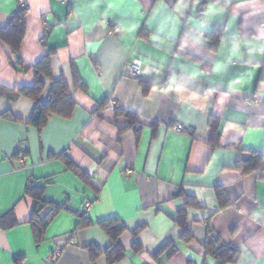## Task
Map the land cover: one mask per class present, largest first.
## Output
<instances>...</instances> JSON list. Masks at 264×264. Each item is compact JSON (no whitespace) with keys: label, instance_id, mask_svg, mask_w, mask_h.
I'll return each mask as SVG.
<instances>
[{"label":"crops","instance_id":"1","mask_svg":"<svg viewBox=\"0 0 264 264\" xmlns=\"http://www.w3.org/2000/svg\"><path fill=\"white\" fill-rule=\"evenodd\" d=\"M20 1L0 0V28ZM24 1V70L0 40V264H109L98 222L110 218L126 226L125 257L114 264H217L205 248L209 227L238 247L237 264H264V170L236 168L248 151L264 152V0ZM46 56L41 100L64 79L77 106L40 131L29 124L36 101L20 90ZM31 181L63 206L42 241L25 195ZM182 209L190 242L175 222ZM85 212L93 225L79 228ZM91 245L101 251L94 259Z\"/></svg>","mask_w":264,"mask_h":264},{"label":"trees","instance_id":"2","mask_svg":"<svg viewBox=\"0 0 264 264\" xmlns=\"http://www.w3.org/2000/svg\"><path fill=\"white\" fill-rule=\"evenodd\" d=\"M27 9H20L16 14L13 15L8 25L4 28H0V40L6 43L15 57V68L24 70L25 61L21 56V47L23 39L26 33V16ZM220 34L218 31L213 32L209 35L212 48H216ZM35 76L36 81L32 87L23 88L20 93L34 99L36 101L35 110L29 121V124L35 126L38 130H42L50 117L53 115H58L64 118H71L73 112L77 106V101L72 96L70 88L64 79H59L54 81L52 84V89L50 91L49 97L46 101L41 100V94L45 87V82L41 76L51 77V65L50 57L46 56L40 60L35 66ZM73 85L76 89H81L86 91L84 83L79 79V77L73 75ZM116 108V107H115ZM117 115H124L130 119L132 123L139 121V118L135 114L116 108ZM15 119V118H14ZM218 119H211V129L212 137L217 136L218 133ZM213 140V138H212ZM214 141V140H213ZM236 168L241 170L244 174H250L256 171L264 170V152L263 151H248V156L241 159L237 164ZM82 179L86 180L87 176L84 172H80ZM89 179V176H88ZM25 195L32 198L34 201L31 224L35 230V236L38 241L43 240L44 232L47 229L50 222L56 216V214L63 209V206L49 203L43 198V188L34 181L29 183ZM220 200L223 201V207L229 205L230 200L223 192L219 191ZM191 201V200H190ZM187 205H197L195 201ZM49 209L48 213L41 217L42 213ZM79 228H87L93 225V222L86 216L87 213L80 214ZM175 222L183 229L182 239L186 242L193 240L192 232L187 228V216L186 209H182ZM98 225L111 239V246L105 252L108 257L109 264H114L121 261L125 257V249L121 245L120 237L126 231L125 224L118 218H110L98 222ZM137 229L133 232L136 236L140 232ZM208 239L205 243V248L207 254L213 259L217 260V264H237L240 252L238 247L234 245L225 244L218 235H216L211 227H209ZM134 248L138 251L141 249V244L138 239L134 243ZM174 247L172 254H174ZM90 252L92 258H96L101 251L96 247L91 245Z\"/></svg>","mask_w":264,"mask_h":264},{"label":"built area","instance_id":"3","mask_svg":"<svg viewBox=\"0 0 264 264\" xmlns=\"http://www.w3.org/2000/svg\"><path fill=\"white\" fill-rule=\"evenodd\" d=\"M60 1L63 2V3H65V4H68L70 2V0H60ZM27 8H28L27 2H25L24 0H21L20 1V9H23L24 10V9H27ZM127 72H128V74L130 76L136 77V76L139 75V72H140L139 71V66L136 65V64H131V65H129L127 67ZM255 99L258 101L257 98H255ZM175 130H177V131H183V126L177 125V126H175ZM90 207H91V202H88L86 204L87 211L90 209ZM60 253H61L60 250H56L55 256H58Z\"/></svg>","mask_w":264,"mask_h":264}]
</instances>
